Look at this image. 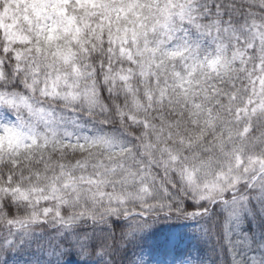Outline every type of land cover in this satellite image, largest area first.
<instances>
[{
  "label": "snow or ice",
  "instance_id": "1",
  "mask_svg": "<svg viewBox=\"0 0 264 264\" xmlns=\"http://www.w3.org/2000/svg\"><path fill=\"white\" fill-rule=\"evenodd\" d=\"M264 264V0H0V264Z\"/></svg>",
  "mask_w": 264,
  "mask_h": 264
},
{
  "label": "trees",
  "instance_id": "2",
  "mask_svg": "<svg viewBox=\"0 0 264 264\" xmlns=\"http://www.w3.org/2000/svg\"><path fill=\"white\" fill-rule=\"evenodd\" d=\"M13 264H21V261H20V259L19 258H17L14 262H13Z\"/></svg>",
  "mask_w": 264,
  "mask_h": 264
}]
</instances>
